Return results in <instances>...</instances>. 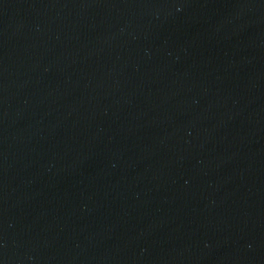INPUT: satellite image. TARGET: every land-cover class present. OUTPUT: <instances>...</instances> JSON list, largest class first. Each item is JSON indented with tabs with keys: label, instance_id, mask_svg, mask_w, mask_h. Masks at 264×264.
<instances>
[{
	"label": "water",
	"instance_id": "obj_1",
	"mask_svg": "<svg viewBox=\"0 0 264 264\" xmlns=\"http://www.w3.org/2000/svg\"><path fill=\"white\" fill-rule=\"evenodd\" d=\"M0 264H264V0H0Z\"/></svg>",
	"mask_w": 264,
	"mask_h": 264
}]
</instances>
